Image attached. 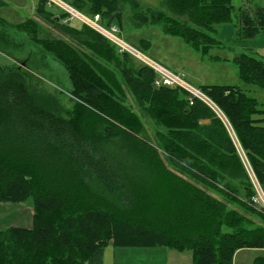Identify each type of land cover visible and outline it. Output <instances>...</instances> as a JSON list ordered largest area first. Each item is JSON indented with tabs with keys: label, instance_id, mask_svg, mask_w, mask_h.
I'll list each match as a JSON object with an SVG mask.
<instances>
[{
	"label": "trees",
	"instance_id": "obj_1",
	"mask_svg": "<svg viewBox=\"0 0 264 264\" xmlns=\"http://www.w3.org/2000/svg\"><path fill=\"white\" fill-rule=\"evenodd\" d=\"M64 1L121 29L124 11L137 15L142 6L138 0ZM3 5L0 0V8ZM36 8L37 15L60 29L83 30L89 49L116 64L122 79L63 40L43 41L44 51L68 73L76 104L72 117L64 118V106L38 91L30 72L0 66V202L21 203L33 197L35 206L32 228L0 230V264H104L109 245L190 249L193 264H233L239 250L264 249V230L251 232L256 230L246 229L238 212L228 210L227 203L242 208L243 203L231 197L225 182L246 181L247 172L216 112L197 99L190 105L182 89L156 88L150 68L119 54L88 26L81 25L80 31L64 24L67 16H56L45 0H38ZM234 12L232 0H163L159 8H147L140 22L139 15L133 22L137 29L149 21L160 25L165 34L208 55L220 44L211 33L233 22ZM31 20L17 27L26 31L32 24L37 31ZM236 29L239 39L264 32V7L240 10ZM150 46L142 40L136 47L146 51ZM234 62L246 86L264 89V61L243 53ZM122 82L139 105L147 107L156 128L166 130L157 132L158 144L175 171L143 137L140 117L123 104ZM201 89L233 128L264 185V118H259L258 100L239 86ZM92 181L100 191L93 189ZM254 263L264 264V253Z\"/></svg>",
	"mask_w": 264,
	"mask_h": 264
},
{
	"label": "rangeland",
	"instance_id": "obj_2",
	"mask_svg": "<svg viewBox=\"0 0 264 264\" xmlns=\"http://www.w3.org/2000/svg\"><path fill=\"white\" fill-rule=\"evenodd\" d=\"M1 1L4 5L0 8V17L7 23L0 20V66L12 68L19 67L30 72L36 81L38 91L53 95L64 106L65 109L62 113L64 118L72 117L73 111L75 110L76 103L71 95V84L69 82L68 73L62 64H60L51 54L49 55L44 51L42 47L43 41L53 39L63 40L80 51L82 55L92 57L100 64L115 71L118 77L122 79L116 64L108 63L102 58H99L86 45L90 40L85 35L84 31H81V23L77 21L71 23L74 29H80V33L71 29L63 30L53 24L50 20H45L44 16L36 14L38 12L36 8L38 0ZM121 1L130 2L131 0ZM138 1L142 5L141 8L137 10L140 14L133 15L129 10L124 11L123 26L121 30L124 38L128 42L132 45L139 46L140 41L142 40H152V43L150 44L153 45V49L146 50L144 53L151 58L154 57L153 59L156 58L162 65L171 71L183 74L185 79L193 87L200 89L202 92L203 90L201 87L208 85H226L248 88V86H246L240 79L239 70L234 59L244 53L264 61V32L251 39H239L237 35L238 29H236V27L239 25L240 10L248 7H264V0H232L235 10L233 22L221 24L216 28V33H211L220 44L214 47L208 56L193 49L182 39L165 34L162 26L152 25L150 24V21L144 27L137 29L133 19L139 15L137 17V22H140L142 16H146L147 8H159L163 0ZM51 10L54 12L58 11L56 7L51 8ZM55 15L58 16L59 13H55ZM28 19H32L31 21L38 25L37 31H34L33 26H31L32 24L28 25L26 31L17 27ZM93 31L96 32L95 30ZM134 60L139 66H143L141 62L136 59ZM120 63L123 62L120 61ZM139 66H135V68L139 70ZM132 69L136 72L134 68ZM122 88L126 96V98H122L124 99L123 104L131 108L143 122V137L157 148L166 166L175 171V168L167 159L164 149H161L162 147L160 148L158 144V142L161 141V136L157 134V132H162L164 134L166 130L164 128H156L153 121L150 119L149 114L145 112V108L147 107L139 105L133 96L131 89L123 82ZM255 90V94H253L252 91L248 93L257 97L264 107V89L255 88ZM211 108L225 123L227 130L235 144L238 146L239 157L241 158L243 167L247 172L246 181L237 180L234 182H225L226 186H230V188L227 187L231 191V197L243 203V208L239 205L227 203L228 210H235L239 213L238 215H240V217L245 219L244 227L246 229L264 230V208L253 203L254 197L262 192L258 189L260 182L256 178L251 167L252 163L249 162L245 152L242 150L239 141L233 133L234 130L229 125L227 119L215 107L212 106ZM194 184L202 189L205 188L202 185H198L196 182H194ZM260 186L264 193V185L260 184ZM92 187L95 191L101 190L96 181H92ZM220 188L225 190V187L223 186H220ZM252 189H254L255 195L251 197V194L253 193ZM207 191L218 200H223L222 196L215 191H209V189H207ZM113 201L118 202L117 199H113ZM260 203L264 206V199H260ZM34 214L35 206L33 197H29L21 203L0 202V227H4V230L11 227L22 226L32 228ZM226 230L228 231L229 229L224 227L223 231ZM257 231L261 230L251 232L257 233ZM251 236L257 237L258 235ZM165 248L171 249L172 252L180 257L179 259H172V264H193L192 250L186 249L181 251L169 247ZM113 250V246H109L106 250V262L108 264L115 258ZM262 253H264V249L239 250L234 256L233 264H255V259L262 255Z\"/></svg>",
	"mask_w": 264,
	"mask_h": 264
},
{
	"label": "built area",
	"instance_id": "obj_3",
	"mask_svg": "<svg viewBox=\"0 0 264 264\" xmlns=\"http://www.w3.org/2000/svg\"><path fill=\"white\" fill-rule=\"evenodd\" d=\"M45 2L48 8L51 9L56 7L58 10L56 11L57 13H62L67 16L63 21L64 24L77 21L82 25L88 26L111 42L119 54H128L141 62L143 65L150 68L156 74V79L154 80L156 88L169 87L182 89L189 94L190 105L193 104L195 99H199L209 106L211 105L210 107L213 106L217 109L214 103L200 89L193 87L185 79L183 74L171 71L160 62L146 55L144 51L128 42L124 38L122 30L117 24L114 23L108 26L105 24L106 22L104 23L100 15H86L64 0H45ZM258 189L262 193H258V195L254 197L253 203L264 208V206L260 203V199H264V193L260 184Z\"/></svg>",
	"mask_w": 264,
	"mask_h": 264
},
{
	"label": "crops",
	"instance_id": "obj_4",
	"mask_svg": "<svg viewBox=\"0 0 264 264\" xmlns=\"http://www.w3.org/2000/svg\"><path fill=\"white\" fill-rule=\"evenodd\" d=\"M151 41L152 40H149L150 43H152ZM152 49H153V45H151L148 48V50H152ZM154 60L158 61L156 58ZM255 88L253 86H248V88H243V89L245 90V92L248 95H250L248 93L250 91H252L253 94H255V91H256ZM250 96H252V95H250ZM252 97H254V98H256L258 100V98L255 97L254 95ZM258 103H259V108L262 111V113L259 116V118L262 119V118H264V107L260 103L259 100H258ZM233 133H234V131H233ZM234 135H235V133H234ZM236 147L238 149L237 145H236ZM3 228L4 227H0V229H3ZM22 228H31V227L22 226ZM109 246H112V245H109ZM108 247L104 250V264H108L106 262V250L108 249ZM113 251L115 253V258L109 264H172V262H171L172 259H179L180 258L177 254L172 252L171 249H168V248H165V247H144V248H139V247H114Z\"/></svg>",
	"mask_w": 264,
	"mask_h": 264
}]
</instances>
